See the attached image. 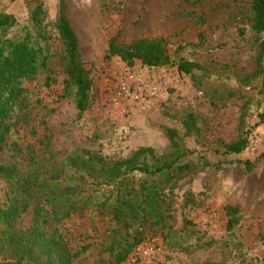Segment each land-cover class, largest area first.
<instances>
[{"label":"rangeland","instance_id":"rangeland-1","mask_svg":"<svg viewBox=\"0 0 264 264\" xmlns=\"http://www.w3.org/2000/svg\"><path fill=\"white\" fill-rule=\"evenodd\" d=\"M57 2L0 0V15L16 22L8 32L10 39L33 29L30 12L37 7L43 11L47 69L23 87L30 100L56 108L49 118L55 138L50 150L63 159L78 147L104 162L126 158L139 148H150L165 161L179 154L177 162L188 169L179 179L164 182L165 231L163 237L150 240L161 247L153 264H264V117H260L264 95L261 75L256 74L258 44L250 31L251 0H66L67 22L91 81V103L80 114L73 106L72 88L64 91V48L55 31ZM134 40L166 42L171 65L129 66L160 84L159 92L118 113L103 95L125 64L118 58L107 63L102 59L111 43L127 45ZM178 61L192 63L197 70L188 76L178 73ZM187 114L195 116L198 138L184 134L181 121ZM166 127L176 130L181 140L178 151L163 135ZM249 136L261 138L258 153L215 152L224 143ZM10 139L21 143L22 129ZM42 158L46 163V156ZM28 162L26 151L8 146L0 150V165L17 166L25 173ZM43 164L39 170L48 172ZM7 188L0 178V202L5 201ZM228 205L237 209L232 229L226 228ZM31 218V211L24 213L19 227L26 229ZM96 252L94 242L73 264H91ZM136 260L131 253L122 264Z\"/></svg>","mask_w":264,"mask_h":264},{"label":"trees","instance_id":"trees-1","mask_svg":"<svg viewBox=\"0 0 264 264\" xmlns=\"http://www.w3.org/2000/svg\"><path fill=\"white\" fill-rule=\"evenodd\" d=\"M57 1L55 31L64 48V91L72 88L73 106L80 114L90 106L91 81L67 22L66 0ZM42 12L41 7L30 12L33 29L16 39L7 37L16 25L14 18L0 15V150L8 146L26 151L29 158L25 173L17 166L0 165V178L8 186L5 201L0 202V264H73L94 242L97 252L91 264H122L135 246L164 236V182L179 179L188 167L177 162L179 154L165 161L150 148H139L114 162H104L78 147L63 159L50 150L55 138L49 118L56 108L30 100V92L23 87L47 69ZM249 14L250 31L258 44L256 74L261 75L264 95V0H251ZM166 46L161 40L111 43L102 60L118 58L126 66L137 62L141 68L163 69L171 65ZM175 70L188 76L197 66L178 61ZM181 125L185 135L200 136L194 115L187 114ZM19 129L21 143L10 139ZM163 135L178 151L181 140L176 130L166 127ZM248 138L224 143L215 152L239 154ZM42 156L47 158L44 164ZM42 164L49 167L48 172L41 173ZM244 164L250 167L247 161ZM173 187L174 182L169 191ZM27 211L32 218L24 229L19 219ZM224 211L226 228L232 229L237 209L228 205ZM133 264L149 263L136 260Z\"/></svg>","mask_w":264,"mask_h":264},{"label":"built area","instance_id":"built-area-1","mask_svg":"<svg viewBox=\"0 0 264 264\" xmlns=\"http://www.w3.org/2000/svg\"><path fill=\"white\" fill-rule=\"evenodd\" d=\"M160 84L145 79L136 70L123 66L117 74L113 75L110 84L105 88L104 99L108 106L118 113H125L134 102L153 99L159 92ZM261 138L249 136L244 150L250 155L258 153ZM140 263L153 264L158 262L161 247L151 241L135 246L132 250Z\"/></svg>","mask_w":264,"mask_h":264}]
</instances>
